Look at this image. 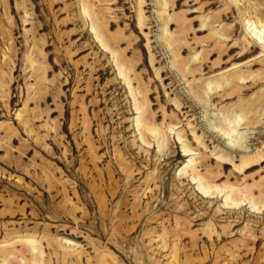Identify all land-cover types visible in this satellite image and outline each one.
Listing matches in <instances>:
<instances>
[{
  "label": "rangeland",
  "instance_id": "1",
  "mask_svg": "<svg viewBox=\"0 0 264 264\" xmlns=\"http://www.w3.org/2000/svg\"><path fill=\"white\" fill-rule=\"evenodd\" d=\"M262 30L264 0H0V264H264Z\"/></svg>",
  "mask_w": 264,
  "mask_h": 264
},
{
  "label": "bare ground",
  "instance_id": "2",
  "mask_svg": "<svg viewBox=\"0 0 264 264\" xmlns=\"http://www.w3.org/2000/svg\"><path fill=\"white\" fill-rule=\"evenodd\" d=\"M260 23V22H259ZM264 32H263V30L260 32V33H258L257 34V36L259 37V39H260V42H261V45H262V48L264 49V36L262 35ZM254 47H256V48H258L257 46H254ZM248 49H250V48H248ZM249 52L250 51H248V53L247 54H249ZM121 68V67H120ZM124 69L122 68V69H120V72H122ZM122 75L124 74V73H121ZM124 78H125V76H124ZM232 78V79H231ZM233 78H235V77H230V76H227V77H223V78H221L220 80H216L214 83H212L213 85H215L216 87H214V89L215 90H217L218 88H221V85L223 84V83H226V84H228V86H230V85H233L234 83H235V79H233ZM125 80V79H124ZM127 80V79H126ZM238 82V81H237ZM236 84V83H235ZM253 85H254V83H253ZM213 89V90H214ZM236 91V90H235ZM234 90H233V92H235ZM233 92H231V93H228V90L227 89H225V91L223 92V96L224 97H229V96H232L233 94ZM211 98H213V96L211 95L210 96ZM209 97V98H210ZM224 97H220V100H223V98ZM135 107H136V110L137 111H139L140 109H139V107H138V105H137V102H136V100H135ZM245 110V109H244ZM244 113L245 112H240V113H238V114H235V112H233V113H231V114H229V121H227L229 124H231V123H234V124H237L240 120H242L241 118L244 116ZM139 122V121H138ZM239 123H242V121L241 122H239ZM256 124H258V122L256 123ZM138 126H139V124H138ZM138 129H140V128H138ZM151 131V130H150ZM149 131V132H150ZM154 131V130H153ZM152 131V132H153ZM181 139V138H180ZM237 141V140H236ZM238 142V141H237ZM188 150V149H187ZM187 150H184V153L185 154H188L189 153V151H187ZM191 163V162H190ZM189 163V164H190ZM189 166V165H188ZM201 181V180H200ZM199 188V190L204 194V195H208L209 193H211L212 192V190L211 189H209V188H206V187H204V186H199L198 187ZM209 190H211V191H209ZM210 195V194H209ZM229 200H231L230 199V197H227L226 198V202H225V204L227 205H229L230 204V201ZM241 202V201H240ZM231 203H232V205L234 204L236 207H238L239 206V202H235V201H231ZM241 203H243V202H241ZM241 205V204H240ZM230 206V205H229ZM233 207V206H232ZM253 209H255V207L253 206ZM36 264H38V263H36Z\"/></svg>",
  "mask_w": 264,
  "mask_h": 264
}]
</instances>
